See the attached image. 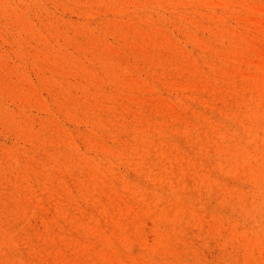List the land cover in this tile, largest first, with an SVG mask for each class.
I'll return each instance as SVG.
<instances>
[{
  "label": "rangeland",
  "instance_id": "rangeland-1",
  "mask_svg": "<svg viewBox=\"0 0 264 264\" xmlns=\"http://www.w3.org/2000/svg\"><path fill=\"white\" fill-rule=\"evenodd\" d=\"M0 264H264V0H0Z\"/></svg>",
  "mask_w": 264,
  "mask_h": 264
}]
</instances>
